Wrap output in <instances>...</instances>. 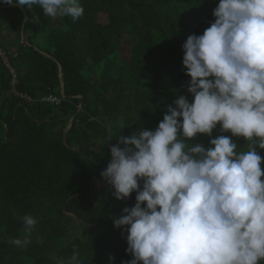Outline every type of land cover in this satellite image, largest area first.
<instances>
[{"label": "trees", "instance_id": "obj_1", "mask_svg": "<svg viewBox=\"0 0 264 264\" xmlns=\"http://www.w3.org/2000/svg\"><path fill=\"white\" fill-rule=\"evenodd\" d=\"M79 2L84 13L75 20L46 16L38 5L0 2V38L14 35L15 46L0 42L10 64L0 55V264H58L74 250L82 264L132 259L127 233L113 217L134 206L136 193L116 199L100 173L120 136L155 130L179 95L192 101L182 46L214 22L219 0ZM101 13L105 23H98ZM49 95L61 102L45 101ZM215 129L189 142L209 147L225 135L247 150L244 137ZM257 152L264 158V149ZM24 215L37 224L21 248L10 241L23 239ZM73 223L87 233L67 241Z\"/></svg>", "mask_w": 264, "mask_h": 264}, {"label": "clouds", "instance_id": "obj_2", "mask_svg": "<svg viewBox=\"0 0 264 264\" xmlns=\"http://www.w3.org/2000/svg\"><path fill=\"white\" fill-rule=\"evenodd\" d=\"M49 17L80 18L79 0H0ZM214 22L183 44L187 92L169 105L155 130L120 136L101 177L118 200L135 192V204L113 217L126 231L132 259L122 264H260L264 260V0H219ZM27 19V18H26ZM231 137L210 146L189 142L197 134ZM124 127V126H123ZM124 147H120V145ZM191 144V146H189ZM142 182V186H141ZM26 247L37 224L21 217ZM114 260V257H110ZM58 264H82L79 253Z\"/></svg>", "mask_w": 264, "mask_h": 264}, {"label": "rangeland", "instance_id": "obj_3", "mask_svg": "<svg viewBox=\"0 0 264 264\" xmlns=\"http://www.w3.org/2000/svg\"><path fill=\"white\" fill-rule=\"evenodd\" d=\"M107 20V15L105 13H101L99 16V22L98 23H105ZM14 35L10 34V35H6V33H3L2 37L0 38V42H2V44H4L5 46L9 47L12 51H15V46H13L12 44V40ZM124 56V60H129V51L124 50L123 51V55ZM216 132H221L220 127H216L215 129ZM87 233V228L86 227H82L80 229L76 228L75 223L72 224L71 230L67 236V241H71L72 239H74V237L78 234H86Z\"/></svg>", "mask_w": 264, "mask_h": 264}, {"label": "water", "instance_id": "obj_4", "mask_svg": "<svg viewBox=\"0 0 264 264\" xmlns=\"http://www.w3.org/2000/svg\"><path fill=\"white\" fill-rule=\"evenodd\" d=\"M13 5H15V4H12V5H7V7H11V6H13ZM24 13H25V20H26V18H28V14H27V11L24 9ZM24 25V24H23ZM47 55H49L48 53H46ZM63 76V72L61 71V77ZM62 91H63V94H64V92H65V87H64V82H63V89H62ZM65 95V94H64ZM72 122H73V118H69L68 119V124H67V126H66V128H65V131L67 132L70 128H71V126H72ZM66 137H67V133H65V135H64V142H66ZM98 171H99V166H97V168H96V171H95V173L93 174V178L96 176V174L98 173ZM92 190H93V188L91 187V189H90V191H89V193H91L92 192ZM72 197V196H71ZM70 197V198H71ZM66 208V204H64V209ZM69 215H71V216H73L72 214H69Z\"/></svg>", "mask_w": 264, "mask_h": 264}, {"label": "built area", "instance_id": "obj_5", "mask_svg": "<svg viewBox=\"0 0 264 264\" xmlns=\"http://www.w3.org/2000/svg\"><path fill=\"white\" fill-rule=\"evenodd\" d=\"M0 55L4 58L6 64L10 67V64L8 62V57L6 56V53L2 50V48L0 47ZM45 101H51V102H56V103H60L61 102V98H59L56 95H49L43 98Z\"/></svg>", "mask_w": 264, "mask_h": 264}]
</instances>
